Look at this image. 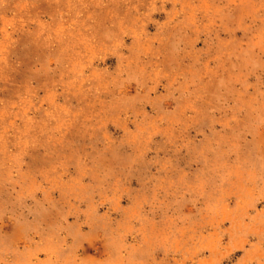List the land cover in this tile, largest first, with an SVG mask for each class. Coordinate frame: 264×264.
I'll use <instances>...</instances> for the list:
<instances>
[{"label": "rangeland", "instance_id": "1", "mask_svg": "<svg viewBox=\"0 0 264 264\" xmlns=\"http://www.w3.org/2000/svg\"><path fill=\"white\" fill-rule=\"evenodd\" d=\"M0 264H264V0H0Z\"/></svg>", "mask_w": 264, "mask_h": 264}]
</instances>
